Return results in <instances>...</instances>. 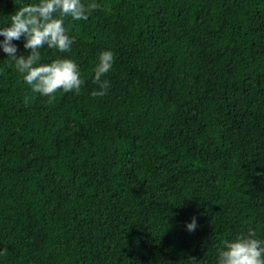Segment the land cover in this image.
<instances>
[{"label":"trees","instance_id":"obj_1","mask_svg":"<svg viewBox=\"0 0 264 264\" xmlns=\"http://www.w3.org/2000/svg\"><path fill=\"white\" fill-rule=\"evenodd\" d=\"M37 2L0 0V29ZM94 2L68 53L40 50L79 66L78 94L32 93L0 48V264H217L264 240V0Z\"/></svg>","mask_w":264,"mask_h":264},{"label":"clouds","instance_id":"obj_2","mask_svg":"<svg viewBox=\"0 0 264 264\" xmlns=\"http://www.w3.org/2000/svg\"><path fill=\"white\" fill-rule=\"evenodd\" d=\"M100 5L85 4L82 0H38L37 3L19 7L10 15V25L0 29V48L14 61V68L22 74L23 81L31 88L32 93L48 97V102L55 100L58 91L79 93L84 80L81 79L79 66L69 58H57L51 63H40L41 49L47 46L60 53H68L75 39L70 37L64 27V20L70 17L73 21H87L89 16ZM24 38V49L28 55H17L14 40ZM114 54L110 50L103 51L98 56L94 67L93 83L99 90H94L93 96H104L110 87L104 77L111 71ZM27 103V100H26ZM197 228L196 218L186 224L188 232ZM256 233L249 229L232 240H225L218 249L217 264H264V240L255 238ZM6 255V250L0 252Z\"/></svg>","mask_w":264,"mask_h":264}]
</instances>
